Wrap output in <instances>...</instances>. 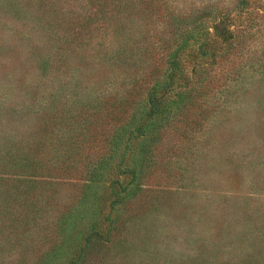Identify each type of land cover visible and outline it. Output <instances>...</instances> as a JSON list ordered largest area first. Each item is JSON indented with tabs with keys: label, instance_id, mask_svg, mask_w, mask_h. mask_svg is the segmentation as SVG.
I'll use <instances>...</instances> for the list:
<instances>
[{
	"label": "rangeland",
	"instance_id": "1",
	"mask_svg": "<svg viewBox=\"0 0 264 264\" xmlns=\"http://www.w3.org/2000/svg\"><path fill=\"white\" fill-rule=\"evenodd\" d=\"M118 7L0 0V264H264V34L142 129L194 39Z\"/></svg>",
	"mask_w": 264,
	"mask_h": 264
},
{
	"label": "trees",
	"instance_id": "2",
	"mask_svg": "<svg viewBox=\"0 0 264 264\" xmlns=\"http://www.w3.org/2000/svg\"><path fill=\"white\" fill-rule=\"evenodd\" d=\"M98 3L90 8L92 12L96 8L94 18L103 6ZM117 6L121 11L113 19L122 27L134 25L140 42L150 43L160 35L165 45L176 38L180 47L183 41L186 45L189 38L194 39L191 47L195 50L188 56L172 54L167 60L169 74L164 81L157 78L154 82L136 121L142 129L154 125L156 119L161 123L176 102L196 97L198 90L211 83L209 72L221 66V60L242 46L249 34H264V0H117ZM212 74L216 77L217 70Z\"/></svg>",
	"mask_w": 264,
	"mask_h": 264
}]
</instances>
